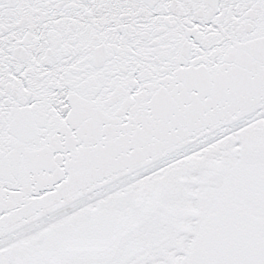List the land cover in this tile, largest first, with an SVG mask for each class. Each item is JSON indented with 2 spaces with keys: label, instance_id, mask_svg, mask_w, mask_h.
<instances>
[{
  "label": "snow or ice",
  "instance_id": "snow-or-ice-1",
  "mask_svg": "<svg viewBox=\"0 0 264 264\" xmlns=\"http://www.w3.org/2000/svg\"><path fill=\"white\" fill-rule=\"evenodd\" d=\"M0 264H264V0H0Z\"/></svg>",
  "mask_w": 264,
  "mask_h": 264
}]
</instances>
